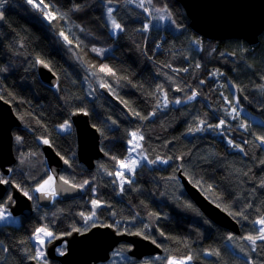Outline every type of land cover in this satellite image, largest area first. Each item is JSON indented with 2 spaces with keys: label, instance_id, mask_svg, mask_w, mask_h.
I'll return each mask as SVG.
<instances>
[{
  "label": "trees",
  "instance_id": "trees-1",
  "mask_svg": "<svg viewBox=\"0 0 264 264\" xmlns=\"http://www.w3.org/2000/svg\"><path fill=\"white\" fill-rule=\"evenodd\" d=\"M44 2L48 8H34L28 0L0 4V97L22 124L12 130L16 161L8 174L0 170V178L32 198L33 188L49 175L41 151L46 140L69 163L67 181L85 190L81 197L56 200L18 218L16 225L1 224L0 264L35 258L32 237L41 227L65 233L94 224L141 234L162 250L136 260L122 243L109 264H264V241L253 251L245 239L258 234L255 221L264 217V143L258 139L264 137V32L254 46L204 39L189 28L175 0ZM106 4L121 26L116 36L106 21ZM152 10L165 11L177 30L154 25ZM38 61L57 77L53 88L40 81ZM105 66L114 74L101 71ZM102 86L132 119L109 101ZM179 92L181 99L194 98L172 105ZM161 95L169 103L164 110ZM239 95L261 113L240 108ZM232 107L241 110L231 119ZM76 110L86 112L100 133L103 157L92 170L76 158L73 128L59 129L71 124ZM132 132L143 136L137 143L143 159L122 181L118 162L128 158ZM178 170L237 222L238 234L200 212L185 194Z\"/></svg>",
  "mask_w": 264,
  "mask_h": 264
},
{
  "label": "water",
  "instance_id": "water-1",
  "mask_svg": "<svg viewBox=\"0 0 264 264\" xmlns=\"http://www.w3.org/2000/svg\"><path fill=\"white\" fill-rule=\"evenodd\" d=\"M183 8L189 20V28L200 37L212 41L242 40L249 46L259 41L264 32V0H175ZM3 18L0 19V28ZM36 73L40 81L53 88L57 77L42 61L36 63ZM101 92L120 111L130 119L132 115L123 104L114 98L105 86ZM240 104L256 114L261 113L249 101L239 95ZM76 138V158L88 170L94 168L96 160L103 157L100 149V133L91 125L88 114L82 110L74 111L70 116ZM22 124L16 117L10 104L0 97V170L9 173V168L15 163L13 154V128H21ZM41 151L46 166L54 178L53 192H35L36 203L39 207L48 208L52 204L53 195L62 199L79 197L81 188L71 183H65L60 176L61 171H69L70 166L50 144L41 143ZM180 164V161H178ZM179 178L185 194L200 212L212 223L238 234L239 226L220 207L213 204L205 195L178 170ZM5 198V208L15 217H30L33 214L31 199L21 192L14 184H0V200ZM54 193V194H52ZM11 197V200H9ZM65 242V251L57 254L56 248ZM129 245L128 256L141 260L145 257L161 255V248L152 240L141 234L118 233L112 226L96 225L83 233L74 230L64 236H57L45 248L47 260H56L60 264H101L110 258L111 251L120 243ZM26 264H48L29 259Z\"/></svg>",
  "mask_w": 264,
  "mask_h": 264
},
{
  "label": "rangeland",
  "instance_id": "rangeland-1",
  "mask_svg": "<svg viewBox=\"0 0 264 264\" xmlns=\"http://www.w3.org/2000/svg\"><path fill=\"white\" fill-rule=\"evenodd\" d=\"M109 8H111L112 10L114 9L112 5L106 4V6L104 8L105 17H106V21L108 22V24H110L112 26V29L110 31L111 35L112 36H116L121 31V28L120 29H115L113 27L114 17H113V14H111V17H109V15H108V9ZM151 17H152V22H153L154 25L160 26V27H168L169 29H171L174 32L177 30V28L171 22L170 18L168 17V15H167V13L165 11H163V10H152L151 11ZM160 17H163V19H160ZM102 52H103L102 54H104L105 51H102ZM217 75L218 74H216L215 76H217ZM176 96H178V97L176 98V100H174L172 102V105L181 104L182 102H187V101H190V100H192L194 98V95H193V96H191V97H193L192 99H189V98L181 99L179 97V96H181L180 92H179V94L177 93ZM167 100H166V102H162V104L159 106L160 110H164V109H166L168 107L169 103H168ZM176 101H179V103H177ZM233 106H239V105L235 104ZM72 128L73 127H72V125L70 123H65L59 129L62 132H65V131L71 130ZM137 143H138V138L137 139H133V138L131 139L130 152H129L127 160L124 162L125 164L131 165L132 169H134L143 159V157L140 156L138 154V152H137ZM263 148H264V145H263ZM161 164L164 165L166 163L163 161V162H161ZM121 171L124 172V173L130 172V171L124 169V168H121V166H120L119 172H121ZM48 176L45 177L46 180H47ZM46 180H44L38 186H41L42 184H44V182ZM38 186L36 187V189L39 188ZM51 188H52L51 182H50V187H49V185H45V189H51ZM6 215L8 216V218L6 220H4V221H0V225L1 224H5V223L13 224V225L17 224V222H18V218L17 217L13 216L8 210L6 211ZM256 225H257L258 229L261 227L258 224H256ZM36 235H37V231L32 237V241L34 243L35 251H36L35 256H36L37 259H44L46 256H45V252H44L43 248H44L45 243L48 240L49 236L44 235V233H40L39 234L40 235V240H43V244H41L40 240L36 239ZM40 250H42L43 255L38 257V251H40Z\"/></svg>",
  "mask_w": 264,
  "mask_h": 264
},
{
  "label": "snow or ice",
  "instance_id": "snow-or-ice-1",
  "mask_svg": "<svg viewBox=\"0 0 264 264\" xmlns=\"http://www.w3.org/2000/svg\"><path fill=\"white\" fill-rule=\"evenodd\" d=\"M3 2H4V0H0V4H2ZM148 2L150 3L151 0H148ZM28 3L31 4L34 8H40L41 5H43L44 8H48V4H46L44 2V0H38V2H37V0H28ZM140 6L142 7L143 4H141ZM112 11L113 10L111 8L108 9L109 17H111ZM145 11H147V9H145ZM45 15H46V18L52 16L51 13H46ZM2 18H3V12H0V19H2ZM160 19H163V17H160ZM113 27L115 29L121 28L120 24L116 23L115 20H113ZM145 28H147V25L145 26ZM61 35H63V33H61ZM65 39H67V37H65ZM101 71H106L108 73H112V70L107 68L106 66L104 68H101ZM112 74H114V73H112ZM192 98L193 97H189V99H192ZM176 102L179 103V101H176ZM233 111H235V109H233ZM223 124H224V121H220V125H223ZM220 125H218V126H220ZM200 130L201 129H199V128L196 129V131H200ZM130 135L132 136L133 139H137V138L140 140L143 139V136H141L138 132H132ZM17 139H19V137ZM258 139L261 140V143H264V137H259ZM44 143H48V141L45 140ZM130 143H131V141H130ZM229 143H231V141H229ZM241 151H243V150L241 149ZM164 162L167 163V161H164ZM118 163H120L121 168H124L128 171L133 170L131 165L125 164L124 162H118ZM110 175H111V173H110ZM116 175L119 178H121L122 181L124 180V172H122V171L117 172ZM51 179L52 178L50 177L49 180L45 181L44 184H42L39 188L36 189V191L37 192H43L45 190V185H49V187H50ZM7 183H8L7 180L0 178V184H7ZM65 183H68V181H65ZM85 183H88V182L85 181ZM52 194H54V193H52ZM25 195L27 196L28 193H25ZM9 200H11V197H9ZM93 206L99 207L100 203L98 201H93ZM6 211L7 210L4 206V204L0 203V221H4L8 218V216L6 215ZM93 215H95V213H93ZM88 219H91V217H88ZM255 223L261 226L258 230V234L255 236L249 235V236L245 237V239H247L250 242V244L253 245V251H255V246L257 244V241H264V217H261L259 220L255 221ZM40 233H44V235L49 236V237L52 235V233L48 232L46 228H39V229H37V235H36L37 240H40V235H39ZM230 239H231V237H230ZM40 242H41V244H43V240H40ZM209 254H211V253H209ZM42 255H43L42 250L38 251V257L42 256ZM187 259L190 260L191 257H188ZM168 264H185V261L170 260L168 262Z\"/></svg>",
  "mask_w": 264,
  "mask_h": 264
},
{
  "label": "flooded vegetation",
  "instance_id": "flooded-vegetation-1",
  "mask_svg": "<svg viewBox=\"0 0 264 264\" xmlns=\"http://www.w3.org/2000/svg\"><path fill=\"white\" fill-rule=\"evenodd\" d=\"M161 96H163L166 100H167V98L165 97V95H161ZM48 169V168H47ZM48 172H49V176L47 177V180H49V178L51 177L52 179H51V185H52V188L51 189H45L44 191H46V192H53V183H54V178H53V176L51 175V173H50V171L48 170ZM65 172H68V171H61V173H60V176H61V178L63 179V180H66L67 181V179L64 177V174H65ZM44 180H46V178L44 179ZM43 180V181H44ZM46 180V181H47ZM42 181V182H43ZM41 182V183H42ZM69 182V181H68ZM70 183V182H69ZM39 185V184H38ZM37 185V186H38ZM74 185V184H73ZM37 186H35L34 188H33V195H32V198H30L29 196V198L31 199V201H32V205H33V212L35 211V210H39V209H41V208H43V207H39L38 205H37V203H36V199H35V192H37L36 191V187ZM75 186H77V185H75ZM38 187H40V186H38ZM78 187H80V186H78ZM81 188V191H82V194L84 193V188L83 187H80ZM82 194L79 196V197H81L82 196ZM9 195V191H8V194L6 195V197L5 198H7V196ZM75 198H78V197H75ZM70 199H73V198H70ZM56 200H62V198H60V197H58V196H56V195H53V198H52V203L53 202H55ZM20 217H23V216H17V218H20ZM18 221H19V219H18ZM17 224H18V222H17ZM96 225H101V226H111V225H108V224H106V225H103V224H94V225H92V226H90V227H79V228H72V229H70L69 231H67V232H65V233H55V232H53L52 230H50V229H48V228H46V227H41V228H46L47 229V231L48 232H51L52 233V235L48 238V240L46 241V243H45V246H44V252H45V248H46V245L50 242V241H52L55 237H57V236H64V235H66V234H68L69 232H71V231H74V230H76V231H78L79 233H83V232H86L87 230H89L91 227H93V226H96ZM113 227V226H112ZM113 228H115V227H113ZM116 229V228H115ZM116 231H117V229H116ZM118 232V231H117ZM118 233H122V232H118ZM124 243V242H123ZM121 245H122V243H120V244H118L112 251H111V253L114 251V250H116V249H118V248H120L121 247ZM127 246H128V249H129V245L127 244ZM57 248H59L60 249V252H57ZM56 248V252H57V254H62L64 251H65V242H63L60 246H58ZM110 253V254H111ZM35 259L38 261V262H41V263H48L49 264V262L51 261V260H47V258L45 257L44 259H37L36 258V256H35ZM54 262H58V261H56V260H53ZM109 261V260H108ZM108 261L106 262V263H103V264H109L108 263ZM59 263V262H58Z\"/></svg>",
  "mask_w": 264,
  "mask_h": 264
},
{
  "label": "built area",
  "instance_id": "built-area-1",
  "mask_svg": "<svg viewBox=\"0 0 264 264\" xmlns=\"http://www.w3.org/2000/svg\"><path fill=\"white\" fill-rule=\"evenodd\" d=\"M160 100H161V104H162V102H166V99L163 96H160ZM242 107L243 106L241 105L240 108H242ZM240 108L239 107L238 108H236V107H232L231 108V111H230L231 119L239 116V113H240V110H241ZM233 109H235V111H233ZM221 121H223V120H221ZM220 134H222V133L219 132L218 135H220Z\"/></svg>",
  "mask_w": 264,
  "mask_h": 264
},
{
  "label": "bare ground",
  "instance_id": "bare-ground-1",
  "mask_svg": "<svg viewBox=\"0 0 264 264\" xmlns=\"http://www.w3.org/2000/svg\"><path fill=\"white\" fill-rule=\"evenodd\" d=\"M239 104H240V102H239ZM43 154V153H42ZM44 157V156H43ZM45 163H46V161H45Z\"/></svg>",
  "mask_w": 264,
  "mask_h": 264
}]
</instances>
